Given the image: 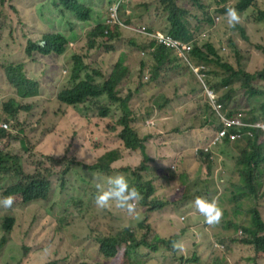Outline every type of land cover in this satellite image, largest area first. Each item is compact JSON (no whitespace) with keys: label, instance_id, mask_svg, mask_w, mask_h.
I'll return each mask as SVG.
<instances>
[{"label":"rangeland","instance_id":"374dc122","mask_svg":"<svg viewBox=\"0 0 264 264\" xmlns=\"http://www.w3.org/2000/svg\"><path fill=\"white\" fill-rule=\"evenodd\" d=\"M53 0H0V44L6 45L4 52L0 54L2 63L27 62V59L18 45L8 46L7 42L12 37L22 36L25 40L29 37L40 38L47 32L61 33L70 38V48L62 56L50 55L45 58L50 61V75L52 78L43 79L38 83L37 90L28 95H18L17 90L5 88L4 80L0 77V115L3 113L1 104L9 99H14L12 113L7 118L9 123L0 120V129L10 132V138H0V151L12 152L20 157V165H24L29 174L39 173L45 178V182L50 183L46 189V197L29 203H24L18 199L12 210L9 212L0 211V218L4 216L13 217V227L9 236L1 240L0 248L12 244L14 247V259L16 264H45L50 260H59L68 264H116L111 259H106L99 254L97 243L103 236L113 235L118 229L134 224L146 216L153 229V234L146 238L148 241L154 235L164 239L180 241L184 245V250L173 251L160 248L156 253L140 250L139 255L125 264H264V255H257L252 246L243 245L242 227L249 224V210L256 207L261 220L264 222V197L257 199H240L238 190L235 189L240 183L239 167L236 164L240 157L242 144L234 143V155L228 166L220 164L212 165L205 182H191L187 180L185 171H190V163L193 158L190 152L191 143L186 140H164L167 148L152 147L153 139L150 140L151 153L156 160L149 162L145 171L140 173L143 180L155 179L154 187L162 186L161 176L166 177L169 170H175L178 179L168 176V182L172 190L165 194L167 205L158 211L148 212L145 207L137 205L134 214L127 217L126 211L115 206L113 201H109V208L116 211L115 214L93 211L89 202L82 198L81 206L72 203L73 199L80 196L83 189L92 188L103 182V177L85 176L84 181H78L75 174L68 178L66 183L56 175L57 168L47 157L55 158L66 155L68 158L79 159L89 164H94L107 151L116 150L119 142L118 132L121 131L124 106L118 99L109 98L105 93L94 98H86L81 108L85 110L87 117L92 122L84 128L86 133L81 136L70 126L61 125L58 133V123L62 119L61 105L55 100L57 92L64 88L70 77L71 55L78 53L84 57L85 63L90 69L108 75L110 66L115 62L120 53L125 54V62L131 65V89L127 86V80L123 79L116 89L122 90L124 94L134 89V67L137 59L134 56V49L126 46L121 41L112 43L102 42L97 39L95 47L89 48L83 32L93 28L95 23L112 19L116 16L111 8L109 11L104 7L102 0H77L79 3L91 8V13L87 22H79L72 13L62 12L52 6ZM124 0L128 4V10L123 13L124 18L131 24L124 28L125 38L132 35L134 25H145L150 21L136 19L141 14L146 13L144 4L148 5V12H152L156 3L155 0ZM236 1V0H235ZM204 4L208 0H202ZM259 9L264 8V3H259ZM215 9V6L212 7ZM130 13V14H129ZM126 14L130 15L128 19ZM217 15H215L216 17ZM13 21V25L10 23ZM255 23L253 20H244L243 26L247 34V40L240 37L236 28L234 36L239 44V55L235 57L233 50L226 47L222 40H216L221 46L224 63L229 64L234 70L244 71L253 74L264 69V56L261 49L264 48V23ZM162 23V22H161ZM219 17L217 24H221ZM159 24V23H157ZM222 25V24H221ZM15 26V29L13 28ZM213 28V26H211ZM11 35V36H10ZM111 45V46H110ZM31 62L27 63L29 66ZM200 66L208 68L217 76V80L230 75L225 72L222 62L205 61ZM199 67V66H198ZM173 73L168 74L163 81L153 87L144 86L138 93V100L134 102V107L139 110L134 112V119L141 136L148 130L159 137L160 132L179 133L184 132L189 123L184 118H189L194 122L196 128H200V120L196 118L198 114L197 98L192 94H186L180 98L172 95V85L178 86ZM101 76L94 77V83H98ZM37 81V79H36ZM38 82V81H37ZM56 86L55 93L50 91ZM231 89L232 101L223 102L224 106L231 111L245 108L253 115H264V80L252 81L248 87L243 88V81L233 80L228 88ZM162 92L169 98H176L180 102V114L171 116L167 110L159 116V121L155 122L156 105L155 96ZM217 94H221L217 91ZM45 98H44V96ZM54 95V96H53ZM53 96L52 100H49ZM130 110L134 109L129 106ZM149 114L147 115V113ZM96 117L99 124L95 125ZM6 119V116H5ZM179 123L180 129L172 128ZM203 136H209L206 129ZM57 134L52 135V133ZM93 140L86 141L92 137ZM14 133V135H13ZM18 139V140H17ZM50 141V144L48 143ZM92 142V143H91ZM155 142L161 143L160 139ZM94 145V149L90 146ZM123 147L122 144H120ZM141 162V154L134 151L124 156V159L117 165L123 168L130 165L137 167ZM161 171L156 172L155 167ZM163 167V169H162ZM124 172H121L123 174ZM184 174V175H183ZM126 177V174H123ZM128 178L133 182L135 177L128 174ZM16 179L13 180V183ZM11 181L3 180L0 188L9 185ZM255 184L258 194L264 195V162H261L255 173ZM106 190V188H105ZM199 194V195H198ZM198 195V196H197ZM216 199L227 213L220 227L212 230V227L205 222V217L196 209L194 201L202 198L207 201ZM196 196V197H195ZM99 209V208H98ZM166 212V214H165ZM140 214V215H139ZM139 215V217H138ZM138 218V219H137ZM137 219V220H136ZM136 220V221H134ZM158 232V233H156ZM213 234L218 246V254H207L199 251L197 239L202 234ZM241 233V234H240ZM10 254L11 252H7ZM186 259L182 260L180 259ZM196 259V260H195Z\"/></svg>","mask_w":264,"mask_h":264},{"label":"trees","instance_id":"16d2710c","mask_svg":"<svg viewBox=\"0 0 264 264\" xmlns=\"http://www.w3.org/2000/svg\"><path fill=\"white\" fill-rule=\"evenodd\" d=\"M102 1L105 2L104 7L107 11H109L111 6H117L115 21L110 19L109 23H106V21L95 23L93 28L84 31L83 35L86 39V45L89 48H93L97 43V39H101L102 42L108 43L121 41L126 46L134 49V56L137 59L133 78L134 89L136 90L134 92L128 91L124 94L121 89H116V86L123 79L127 80V85L129 84V75L132 70L130 63L127 64L125 62V54L123 52L119 54L118 58L110 66V71L106 77H103L98 71L90 69L82 55L78 53L71 55L69 81L55 95V100L62 107L61 116L63 117L70 111L64 116V124L84 136L86 134L84 128L88 123L92 122V119L86 116L85 110L80 105L83 104L84 99L94 98L102 93H105L111 99H116V95H119L120 99L118 100L121 106L122 104L124 106V109L122 107L124 112L123 120L121 121L122 129L118 132V138L123 148L104 153L94 164L73 159V157L68 158L66 155L58 158L47 157L57 168L56 175L64 183L68 181L72 174L76 175L78 181H84L85 176L98 175L103 177V182L99 184L100 188L95 185L92 188L83 189L80 193L81 195L77 199H73L72 203L76 206H81L83 203L82 198H85L93 211L115 214L116 212L109 208L108 205L98 207L95 203V197L105 190L108 177L124 172L126 174L125 178H127L128 174L135 177L134 182L129 178L128 180L131 187H135L140 193L141 206L145 207L146 211H158L167 205L163 199L164 194L159 193L157 188L154 187L155 179L145 181L140 176V173L147 169L148 163L152 160L147 154V150L151 148L150 140L153 139L154 135L148 130L143 133L144 136H141L133 115L134 112L139 110L138 107H134V102L138 100L137 95L142 91V88L144 86L155 87L159 85L170 73H173L176 77L174 82H179L178 86L172 85V95L178 98L188 93L196 96L199 112L195 116L201 122L200 128L209 125L212 127V130L208 131L210 133L209 136L195 140L191 134V131L196 128L195 123L183 116L179 121L183 122L186 120L189 123V126L185 129V136L177 140L186 139L191 143L190 152L193 158L190 163L191 170L185 171L184 177L190 181L189 183L205 182L211 166L216 164L228 166L234 155V143L242 144L240 157L236 161L239 167L238 179H240V183L235 189L238 190L239 198L245 195L253 200L258 197H264V195L258 194V188L255 184L257 168L261 162H264L262 144L264 132L246 131L247 135L234 141L231 139V135L236 131L234 127H231L225 131L223 136H219L218 133L222 130L221 123L215 118L205 95V89L211 90L216 102L222 105V112L224 113V110L227 111V117L243 123L249 122L242 116L247 112L245 108L237 109L235 112L232 107L230 108L231 111H229L224 106L223 102L232 101V91L231 89L223 91V88L235 79L243 81V88L248 87L252 81L264 80V69L253 74L234 70L229 64L223 62L221 46L216 40H222L224 45L232 49L233 55L237 57L239 55V44L234 36V28H236L242 39L247 40L248 37L241 21L245 19L253 20L255 23H264V8H258L259 3H264V0H208L206 4L202 0H155L157 4L154 5L152 12H148L147 4L143 6L147 7L146 12L148 14H146V19L155 18L159 21V24L154 25L145 22V25H138L137 27L134 25L133 29L136 31L127 38L124 36V28L131 23L124 18L121 11L126 13L128 4L124 0ZM152 1L149 3H152ZM52 6L59 11L72 13L79 22H87L91 13L90 7H86L77 0H53ZM213 6H215V9H212ZM228 8H235L240 15V22L235 24V26L228 23V17L226 16ZM129 14H126L128 19L130 18ZM144 15L142 14L141 17H144ZM215 15H220L222 25H215ZM10 23L13 25V21ZM13 28L15 29V26ZM137 31L169 35L182 43L190 44L191 50L186 54L187 62L176 50L166 48L154 39L146 37ZM203 35L204 37H202ZM70 41V38L68 39L63 34L53 33L52 31L43 33L40 38L29 37L25 40L22 36L12 37L7 42V45H18L24 53L27 62L5 64L0 60V77L4 80L5 88L17 90L18 95L33 93L37 90L38 83L42 82L43 79L52 78L50 75V61L49 59L45 60V58L50 55L62 58L70 48ZM4 48H6V45L0 44V54L5 51ZM258 48L261 49L264 56V48ZM205 61L222 62V69L225 72H230V75L220 78L218 81L217 76L212 74L208 68L200 66V63H205ZM28 62H31L29 66H27ZM95 76H101V80L96 84L94 83ZM198 77L202 78L204 87ZM53 90L54 86L51 87L50 91ZM217 91L221 96L217 94ZM154 103L156 105L155 122L159 121L158 117H162V114L167 110L170 111L171 116L176 117L178 114L181 116L180 102L176 98H169L160 92L159 95L155 96ZM13 106L14 99H9L1 104L3 113L0 115V120L3 119L6 123H9L7 118L10 114L14 116V113L11 112ZM129 106L134 109L130 110ZM262 107L264 108V105ZM93 124L97 125L95 122ZM175 129H180L179 123L172 128V131ZM89 134L92 137L86 138V141L93 140L94 133L90 132ZM165 134L167 132H160L159 137L164 138ZM5 136L10 138V132L0 129V138ZM258 142L259 144H257ZM48 143L50 144V141ZM90 148L94 149V145H91ZM134 151H139L141 154V162L137 167L131 168L128 164L123 168L117 167L125 155ZM20 160V157L12 152L0 151V182L6 179L20 178V181L13 184L9 192L4 193V195L8 194L6 197L12 196L15 202L21 199L24 203L44 199L46 197V189L50 183L45 182V178L39 173L29 174L24 165H20ZM168 176L172 179H178L180 175L175 170H169ZM9 211L5 210L3 212L7 213ZM126 215L132 220L128 213ZM251 221L252 227L246 229L250 238L241 240V243L252 246L255 254L264 255V222L261 219L259 220L255 211H252ZM12 227L13 217L4 216L0 218L2 241L10 235ZM152 234L151 223L144 216L134 224L118 229L113 235L99 238L97 241L99 254L106 259L113 260L116 264H125V262L136 258L142 249L150 253H156L160 248L166 250L173 248L170 245L172 239H164L158 235H154L148 241L146 238ZM198 239L197 246L199 251H204L209 255H220L216 249L218 246L214 240V235L210 236L205 246L198 245ZM177 250L180 249L173 248V251ZM9 251L11 252L10 254L7 253ZM0 264H16L12 244L1 246ZM79 264H86V262Z\"/></svg>","mask_w":264,"mask_h":264},{"label":"clouds","instance_id":"9594fccd","mask_svg":"<svg viewBox=\"0 0 264 264\" xmlns=\"http://www.w3.org/2000/svg\"><path fill=\"white\" fill-rule=\"evenodd\" d=\"M217 16L220 17V15H217ZM226 16L228 17V23L232 26H235V24L240 22V15L238 14V12L235 8H228L226 11ZM244 20L245 19H243L241 22H244ZM216 24L217 23H215V25ZM254 24H257V23H251V22L248 23V25H254ZM224 88L227 89L228 86H224ZM208 101H209V99H208ZM209 104H210V102H209ZM210 107H211V105H210ZM224 112H226V114H227L226 110H224ZM215 118H217V117L215 116ZM251 124H253V123H251ZM58 133H61L60 129H58L57 134ZM57 134H54V132L52 133V135H56L58 137ZM244 135H247V133L244 132L242 137ZM241 138H239V139H241ZM239 139H236V140H239ZM236 140H234V141H236ZM120 144H122V143L119 140L117 147L123 148L120 146ZM147 154L152 159L151 162L154 163L153 160H156V157H154L149 152V149L147 150ZM155 169H156V172L158 174H160L161 171L158 170V167H155ZM162 169H163V167H162ZM14 179H16V181L13 183ZM14 179H12V180L6 179V181H11V183L5 187L0 188V211L12 210V208L14 207L15 201H13V197L12 196L6 197V195H8V194L4 195V193L9 192V189L11 188V186L13 184H16L20 181V178H14ZM161 179H162V186L157 187V190L159 193H162L165 195L166 193H168L172 190V186L170 183H168V175H166V177L161 176ZM97 188H100L99 184L97 185ZM208 197H210V196L208 195ZM210 198H212L213 201H207L205 199L198 197L195 199L194 204L196 206V209L199 211V213H201L205 217V222L208 223L212 227V230H214V229H217L218 227H220L222 225V223L224 221V217H226L227 213L224 211L221 204L216 199H214L213 197H210ZM240 199H251V198L245 195ZM109 201H113L117 208L125 210L129 215H132L135 213L137 205L141 206V195L135 187H131L130 182L128 180V176H127V178H125V176L123 174H117V175L110 176L107 178L106 190L101 191L95 197V203L98 207L107 206ZM113 211H115V210H113ZM252 211H255L257 213L259 220L261 219L257 208L252 207L249 210V224L247 226L242 227V234H243L242 240L250 238L246 232V229H249L252 227V221H251ZM212 235L213 234H207V233L202 234L201 237L198 239V245L205 246L206 241H208L210 239V236H212ZM172 247L174 249L182 250L184 245L180 241H174L172 243ZM48 263L68 264V263H65V262H62L59 260H50V261L46 262L45 264H48Z\"/></svg>","mask_w":264,"mask_h":264},{"label":"built area","instance_id":"2783aa9c","mask_svg":"<svg viewBox=\"0 0 264 264\" xmlns=\"http://www.w3.org/2000/svg\"><path fill=\"white\" fill-rule=\"evenodd\" d=\"M111 10L116 15L117 6H114L113 8H111ZM112 17H116V16H112ZM214 20H215V23H217L219 21V16H216ZM137 32L145 35L146 37H150L154 39L157 43L163 45L166 48L176 50V52L180 54L182 58L187 62L186 54L191 50L190 44L182 43L178 41L177 39L172 38L169 35H161L158 33L150 34L149 32H142V31H137ZM202 37H204V35ZM198 78L202 86L204 87L202 78L201 77H198ZM205 95L209 99L214 115L218 118L219 122L221 123L222 130L218 133L219 136H223L225 134V131H227V129L231 127H234L236 131L234 134L231 135L232 140L241 138L243 133L246 131L247 132H259V131L264 132V123L256 122V123L251 124V123H243L238 120L235 121L233 119H230L229 117H227L226 112L224 113L222 112L223 107L220 103L216 102L215 96L213 95L211 90L205 89Z\"/></svg>","mask_w":264,"mask_h":264},{"label":"crops","instance_id":"0c3cea01","mask_svg":"<svg viewBox=\"0 0 264 264\" xmlns=\"http://www.w3.org/2000/svg\"><path fill=\"white\" fill-rule=\"evenodd\" d=\"M143 14H145V13H143ZM141 16H142V14H141ZM141 16L137 17L136 19L139 21V19L142 20V19L146 18V14L144 15V17H141ZM146 20L150 21L151 24H154V25L159 23V21L157 19H155V18L146 19ZM100 73L104 76V73H102V72H100ZM127 86L131 89V86H132L131 77H129V84ZM55 91H56V86L54 85V90L52 92L55 93ZM53 96H51V98L49 100H52ZM44 98H45V96H44ZM46 100H48V99H46ZM67 114H65L64 116H66ZM64 116L62 117V119L58 123V129L60 128L61 125L64 124L63 123V119L65 118ZM242 116L249 121V122H246V123H256V122L264 123V115L262 113H260V115L256 116V115H253V113L249 114L248 112H246ZM254 116H256V117H254ZM93 118L95 119V123L96 124L100 123L98 118H96V117H93ZM64 125H66V124H64ZM206 129L208 131H210V130H212V127L209 125V126H206L204 128H195L194 130L191 131V134L194 136L195 140H200V139H202V137H204L203 135L207 132ZM184 136H185V131L184 132H179V133L177 132V133L165 134L164 138L155 137V138H153L154 142L152 143V147H156L158 149L159 148H167V145L164 143V140H177V139H182ZM157 139H160L161 143L155 142ZM257 144H259V142ZM262 144H263V150H264V141L262 142ZM149 152L151 153V148L149 149ZM163 199H164V202H166L167 201V196L164 195ZM165 214H166V212H165Z\"/></svg>","mask_w":264,"mask_h":264}]
</instances>
